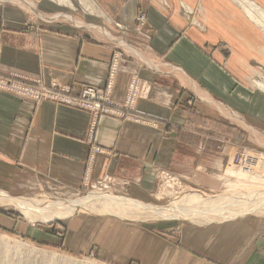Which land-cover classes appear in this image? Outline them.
<instances>
[{
  "label": "crops",
  "instance_id": "obj_1",
  "mask_svg": "<svg viewBox=\"0 0 264 264\" xmlns=\"http://www.w3.org/2000/svg\"><path fill=\"white\" fill-rule=\"evenodd\" d=\"M25 1L15 2L46 19L70 18L74 26L93 28L102 36L95 38L62 22L37 21L39 27H36L19 5L0 0L1 74L14 71L25 77H39L44 82L56 80L71 85L73 90L82 83L101 84L112 53L119 48L117 42L152 66L139 64L137 58L123 54L113 95L118 98L123 95L132 72L147 79L151 91L137 102L136 113L153 119L156 124L143 126L100 116L95 122L92 141L104 151H92L87 157L88 112L48 101L35 103L0 90V188L8 193L14 184L53 181L64 186L66 191L62 192L73 193L77 186L85 184L88 176L83 175V169L88 168L92 169V177L112 174L123 179L115 189L117 193H130L132 198L144 201L155 193L160 168L171 170L182 186L213 189L218 186V180L212 174L224 164L225 150L234 140L235 132L232 129V133H227L217 126L216 121L227 122L231 117L223 114L213 100L229 113L264 127L262 111L248 109L252 95L250 85L243 79L244 73H249L245 51L251 54L259 33L251 28L239 2L97 0L96 8L91 6L92 0H81L84 6L97 10L102 22L98 23L65 11L47 14L33 0ZM254 2L264 8V0H261L263 6ZM182 6L187 17L181 12ZM140 7L146 10L149 23L156 28L151 48L147 44L140 48L138 44L143 42L131 40L130 26ZM192 7L198 9L204 28L196 26L195 20L188 23ZM115 20L129 28L114 27ZM110 30L120 35L115 36ZM147 52L168 64L164 62L162 66L163 61L151 59ZM257 71L255 68L252 72ZM238 81L241 83L235 85ZM189 96L193 98L191 105L186 104ZM170 125L176 129L171 130ZM125 180L127 184H123ZM19 192L16 195L30 194ZM40 192L47 191L35 193ZM47 193L62 196L61 189L60 193ZM117 217L110 215L100 220L93 233L97 234L102 257L114 262L124 258V263L136 259L140 264H264V212H246L199 223L184 221L177 225L165 221L158 225L142 221L126 223ZM97 222L98 218H86L82 223L81 218L74 217L68 223L71 232L79 229L86 234ZM44 235L48 242L55 239L53 235ZM67 240L70 246L72 240L70 237Z\"/></svg>",
  "mask_w": 264,
  "mask_h": 264
},
{
  "label": "rangeland",
  "instance_id": "obj_2",
  "mask_svg": "<svg viewBox=\"0 0 264 264\" xmlns=\"http://www.w3.org/2000/svg\"><path fill=\"white\" fill-rule=\"evenodd\" d=\"M15 4L19 5L22 11L25 13L27 18H30L36 27L39 25L36 24L38 21L42 24H54L55 22H62L66 25L72 26L79 31L86 32L92 35L95 38H100L102 34H96L93 28L84 27V26H74L73 22L65 17L58 16L56 18L46 19L40 15H35L32 13L28 7L24 6V4L16 3V0H10ZM41 7V11L44 13H56V12H68L73 13L78 18H82L83 20L90 22H99L101 19L96 15V11L89 9V6H84L81 0H74V4L72 6H68L59 2H54L51 0H33ZM91 6H96L97 8V0H92ZM258 3H262L261 0H254ZM86 5V3H85ZM164 8L167 9V4L163 3ZM262 5V4H261ZM23 6V7H22ZM199 6V2H198ZM236 6L239 7L238 4ZM263 6V5H262ZM200 7V6H199ZM95 10V9H94ZM181 12L187 17V13L183 6L181 7ZM199 11L197 8L192 7L190 18H187L188 23L194 22L195 25L200 26V28H204V23L200 21L198 18ZM250 20V19H249ZM230 21V19H229ZM251 28L254 31L259 33V38L257 43L254 46V50H252L251 54L245 51L248 57L244 58L248 61L249 64V73H244L243 79L250 85V103L249 110L262 111V115L264 116V90L256 83V81H263L264 78V29L261 30L260 26L254 24L251 21ZM202 23V24H201ZM114 27L118 29L127 30V26L119 21H113ZM108 28V27H107ZM130 34L132 41L143 42V44H138V47L143 48L146 44L151 48L150 42L153 38L156 28L152 26L148 19L146 10L143 7L137 8L133 24L130 26ZM111 31V30H110ZM115 36H119L120 34L111 31ZM114 41V39H111ZM111 41V42H112ZM147 41V43H146ZM115 42V41H114ZM128 42V41H127ZM113 43V42H112ZM135 45V42H129ZM115 45L118 46V49H115L112 53L110 62L108 64L107 74L105 79L101 84L94 83H82L77 90H73L72 86L59 82L56 80H50L49 82H44L39 77H30L23 76L18 72L7 71L4 74L0 73V90L9 92L13 95H16L21 98L32 100L33 102H41L48 101L53 104L63 105L72 107L79 110H84L88 112L90 122H89V132L86 137L89 143L87 157H89L92 151L96 153L104 151L102 146L92 141V133L94 130L95 122L97 118L100 116H111L120 119L123 122H134L137 124H141L143 126H152L156 124L151 118H147L143 115L136 113V104L137 102L145 98L149 95L151 91L150 82L139 76L137 73L132 72L129 74L125 90L123 95L118 98L113 95V88L115 84L116 73L120 69V59H122L123 54L129 56V58L138 59L139 64L152 66L149 63L142 60L140 57L135 56L131 51L122 49L121 45L115 42ZM142 46V47H141ZM224 46V44H221ZM120 48L123 51H120ZM148 48V47H147ZM151 59L158 60L162 62V66H165L164 62L168 64V61L162 60L159 57H155L153 55L148 54ZM135 57V58H134ZM124 59V58H123ZM159 66V67H162ZM253 69H257V72H252ZM258 73V74H257ZM133 78V79H132ZM264 82V81H263ZM238 81L235 85L240 84ZM17 87V89H15ZM5 89V90H4ZM39 91L38 95H35L34 92ZM252 100V102H251ZM193 101L192 97H188L186 100V104L191 105ZM258 103V104H257ZM246 108V106H244ZM255 111V112H258ZM222 113V112H221ZM225 114V113H223ZM136 116V118L134 117ZM228 116V115H227ZM241 116V115H240ZM229 117V116H228ZM230 118V117H229ZM246 122L251 125L257 127L256 134H253L252 131L246 126L243 125L240 121L230 119L227 122H218L216 124L219 128L225 129V132L232 133L231 130L234 129V140L231 144H228L226 148V156L223 159L224 164L221 165L219 171L214 172L212 175L215 176L218 180V186L213 189L203 188L200 186L194 185H184L180 187L171 188L168 186L167 182L173 181L174 174L171 170L168 169H158L157 171V184L153 191L154 194L148 195L147 199L149 203H157V204H176V206L184 207L187 210H195V209H205L210 210L216 208L217 206L221 208L229 207V210H232L236 214L246 213L247 209L251 202L253 204L259 203L260 201H264V197L258 196H249L251 199L241 198L245 192L249 193L247 187L241 184L239 180L236 179V176L232 175L229 167H234L230 163L236 164L242 162L240 159L242 157V152L249 151L253 153H261L264 155V143L257 142L253 137V135H257L258 138L264 139V127L260 124H255L254 122H250L247 119ZM228 123V124H227ZM234 126V127H233ZM244 126V127H242ZM242 128L244 130H242ZM170 129H176V126L170 125ZM261 136V137H260ZM245 149V150H243ZM16 170V169H15ZM91 170L83 169V175L87 177V184H83L82 186H77V191L73 193H65L62 192L65 190L64 186L56 184L53 182H43V183H30L28 185H17L14 184L13 187L10 188L11 194L16 195L19 194V191L29 192L30 194H34L38 191H47L50 193H60L62 196H76L77 194L84 193H113L116 196L123 197H133L132 194L123 192L117 193L115 189L120 187L122 183L121 180L118 179L117 176L112 174H105L101 177H92ZM16 176V172L14 177ZM173 177V178H172ZM180 180H183L182 176H179ZM172 179V180H171ZM178 179V178H177ZM82 180V179H81ZM106 180L108 181V186L110 189H106L107 186L101 187L99 189L97 185L95 187H91V184L95 185V182ZM17 182V180H15ZM83 182V181H82ZM127 180L123 181V184H127ZM1 185V184H0ZM171 185V184H169ZM24 187L23 190L20 188ZM256 188L262 187L261 185H255ZM4 187V186H3ZM72 189V188H71ZM69 189V190H71ZM175 189V191H172ZM245 189V190H244ZM9 191V190H8ZM66 191V190H65ZM95 191V192H94ZM252 191V190H251ZM250 191V192H251ZM195 192V193H193ZM9 193V194H10ZM123 194V195H121ZM226 194V195H225ZM228 194V195H227ZM202 195V196H201ZM181 196V197H180ZM188 196V197H187ZM139 197V196H138ZM185 197V198H184ZM207 197V198H206ZM260 197V198H258ZM236 198V199H235ZM256 198V199H255ZM263 199V200H262ZM139 200V199H138ZM215 200V201H214ZM245 200V202H244ZM248 200L250 201L248 203ZM254 200V201H253ZM258 200V201H257ZM212 202V203H211ZM103 203L95 202L93 207H82L74 211L73 214L62 217V218H54L50 221L43 222L40 220L31 221L27 219L17 208L13 205H0V264H140L136 259L126 260L124 263V258L122 261L114 262L109 259V257H102V253L99 252L98 248V239L97 234L93 235L95 229L100 220L110 217V215H117L120 219H123L126 223L128 222H141L149 225H158L164 223H171V225H177L179 222L191 221L190 219L181 218V217H155L150 215H137L128 214L122 215L119 214L116 210H112V208L105 207ZM204 205V206H203ZM243 205V206H242ZM203 206V208H202ZM126 210H137L134 206H124ZM262 210V209H261ZM255 212V211H250ZM257 212V211H256ZM260 212V211H258ZM264 212V209L261 213ZM127 214V213H126ZM208 214V213H207ZM206 214V215H207ZM97 215H101V217H97ZM104 215V216H102ZM130 215V216H129ZM140 216V217H139ZM208 216V215H207ZM74 217H79L83 221L87 218H98V222L93 224L92 229L83 234L76 229L71 232L69 228V220ZM117 217V218H119ZM213 216L209 214L206 218H199L197 221L192 222H205L210 220H224L227 217H219L212 218ZM212 218V219H211ZM38 219V218H37ZM82 225V224H81ZM44 233L55 236L53 242H48L45 240ZM77 233V234H76ZM73 234V235H72ZM44 235V236H43ZM68 237H70L71 245L68 244ZM84 240L85 242H81ZM74 241L75 245L74 246ZM84 244L79 247V244Z\"/></svg>",
  "mask_w": 264,
  "mask_h": 264
},
{
  "label": "bare ground",
  "instance_id": "obj_3",
  "mask_svg": "<svg viewBox=\"0 0 264 264\" xmlns=\"http://www.w3.org/2000/svg\"><path fill=\"white\" fill-rule=\"evenodd\" d=\"M59 1L72 5L71 0H59ZM235 1L239 2L242 5L243 11L247 15V17L251 21L254 22V24H257L258 26L263 27L262 29H264V8L263 7L258 5L253 0H235ZM32 5L34 4L32 3ZM263 37H264V33H263ZM262 79L264 81L263 77ZM263 81L259 80L257 81V83L259 84V86H261L264 89ZM15 89H17V87ZM34 93L35 95H38L40 92L36 91ZM213 101H214V104H216L223 111V113H225V115L230 116L231 119L240 121L243 125H246L252 131L253 134H256L258 128L256 129L255 127L249 125L239 115H234L232 113H229L226 108L220 105L221 103L219 104V102L217 103V101L215 100ZM253 136H254L253 138L257 142L264 143V139H262L261 136H260L261 138H258L257 135L256 136L253 135ZM242 153H243L242 157L240 158L242 162L240 163L238 162L236 164L230 163L234 167H229L232 175L236 176V179L239 180L241 184L245 185L244 187L248 186L247 187L248 190H245V189L244 190L245 191L252 190L251 192L249 191V193L245 192V194L241 198L247 197V199H251L249 196L256 197L258 195L264 197V155H262L261 153H253L251 151L250 152L248 151L247 153L246 151H244ZM86 182H88L87 179L85 180V184H87ZM167 183L171 184V185L167 184L171 188L181 186L180 185L181 183L179 179H177L176 176H174L173 181L167 182ZM257 184L261 185L262 187L256 188L255 185ZM97 185H100V186H97ZM95 186H97L99 189H101V187H104V186L105 187L107 186L106 189L111 188L108 186V181L106 180L95 182V185L91 184V187H95ZM172 191H175V189H173ZM96 192L77 194L76 196H71V195L53 196L47 192H40L37 194L35 193V194H28V195H12V194H9L6 190L0 188V205H13L27 219L31 221L40 220L43 222L50 221L54 218H62V217L69 216L73 214L74 211H76L77 209L82 208V207H90V206L93 207V204L99 201L100 203H103L106 208L110 206L109 208H112V210L114 211L116 210L117 212H119V214H122V215H128L129 213L130 214L134 213L133 215H137L139 213L141 216L150 215L152 217L159 216L162 218L181 217V218L190 219L191 221H197L199 218L201 219V218L208 217L209 214L213 216L212 218H215L214 216H216V218H219L220 216L221 217H231L232 215H235L237 213V212L234 213L232 210H229V207L228 209L227 208L220 209L217 206L216 208H213L210 210H205V209L204 210L203 209L187 210L184 207L176 206V204L149 203V202H144V201L132 198V197L129 198V197H123V196H116V194H113V193L106 192L103 194H97ZM248 194L249 196H246ZM249 202L250 201L248 200V203ZM253 203L251 202V205L247 209H245L247 212H250V211H255V212L260 211L261 212L264 209V201L262 202L260 201L259 203L256 202V204H253ZM126 205L134 206L135 208H137V210H126L124 208V206Z\"/></svg>",
  "mask_w": 264,
  "mask_h": 264
}]
</instances>
